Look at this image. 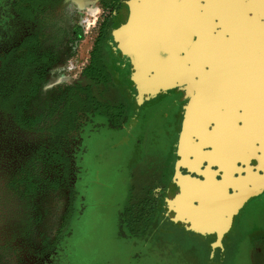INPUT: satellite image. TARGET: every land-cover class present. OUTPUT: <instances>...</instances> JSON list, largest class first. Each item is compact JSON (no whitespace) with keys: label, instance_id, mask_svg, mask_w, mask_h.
Listing matches in <instances>:
<instances>
[{"label":"rangeland","instance_id":"obj_1","mask_svg":"<svg viewBox=\"0 0 264 264\" xmlns=\"http://www.w3.org/2000/svg\"><path fill=\"white\" fill-rule=\"evenodd\" d=\"M94 1L89 6L96 9V14L82 11L79 6L82 2L78 0L79 8L76 4H73L76 8H66L68 14L62 24L55 18L48 23L46 31L52 41L59 25L67 37L73 36L75 30L81 37L75 41L76 46L74 41H69L67 52L55 63L66 61L69 68L47 73L37 95L27 103L23 118L32 121L28 128L60 118L58 113L65 102L64 91L76 83L83 85L81 72L88 65L90 52L106 21L101 51L112 81L106 86L94 87L92 93L99 101L123 106L125 120L121 128H111L104 118L96 117L94 127L86 128L83 151L78 157L76 185L71 183L70 171L62 169V181L59 182L52 180L54 172L46 169L43 180L36 177L30 182L36 187L32 186L35 191L29 186L25 188L23 182L14 187L20 196H24V190L27 193L28 188L29 192H34L32 212L38 214L35 241L47 243L60 234L67 264H245V249L250 247L258 227L264 226V195L242 207L232 233L221 246L213 239L207 241L210 247L204 246L205 235H195L171 217L169 221H162L160 215L141 236L134 237L127 229L125 221L146 208L140 205L145 191L142 192L140 179L151 187L156 184L158 171L165 157L169 153L173 155L176 143V135H165L176 128V123L173 127L169 125L175 122V110L160 111L164 118L153 132L144 125L158 113L162 103L175 96L179 98L181 95L177 94L181 91L138 94L131 61L116 37L120 10L111 13ZM10 2L0 0V10L8 9ZM182 33L184 31L177 30L173 35ZM190 43L191 38L187 35L179 47L172 49V54H183ZM5 70L1 82L6 79L8 71ZM144 132L149 135H142ZM245 143L239 151L252 157L251 146ZM62 145L65 153L71 144L65 142ZM73 200L74 208L70 210L68 203L73 205ZM65 212H69V216L72 214L71 220Z\"/></svg>","mask_w":264,"mask_h":264},{"label":"flooded vegetation","instance_id":"obj_2","mask_svg":"<svg viewBox=\"0 0 264 264\" xmlns=\"http://www.w3.org/2000/svg\"><path fill=\"white\" fill-rule=\"evenodd\" d=\"M79 1L82 2V5H79L81 10L87 11L90 9L89 4L91 5L93 0ZM125 1L118 0L115 5H113L114 0H95L94 2L100 4L103 7L102 9H108L111 13L119 9V27V18L124 12ZM255 1L257 3L264 2V0H252V6ZM86 2L87 5L85 4ZM73 4H76L77 8H79L78 0H11L8 9L0 10V84L2 83L4 70L12 67L14 59L19 57L28 59L30 55L37 54L39 59L53 60L51 66L45 68V62H41L42 66L40 68L44 76L43 82L49 71L55 73L69 68L66 61L59 62L56 65L55 63L58 57L67 52L66 44L71 40L75 43L76 40L80 39V34L75 30L73 31V36L67 37L66 33L62 31L63 27L59 25V29H56L53 33L55 34L53 36L55 40L52 41L46 30L49 28L47 26L48 23L50 24L53 18L58 19V22L62 24V19L68 14L66 8L69 6L76 8ZM56 7H60V9H56ZM248 17L251 18L252 14H249ZM105 22L101 27L93 49L97 43L101 42L102 44L103 42L102 33ZM256 24L259 25L258 28L264 31L263 19H258ZM167 42L178 43L179 40L169 39ZM71 43L69 45L72 49ZM248 55V60H252L250 63L252 67L232 70L224 76L220 74L217 79L218 84L213 87L211 92L204 95L200 101V106L202 107L200 113H203V108L208 106L216 108V111L208 124L205 125L203 123L204 120L201 121L202 130L193 135H264V51L250 52ZM127 58H129L128 54ZM255 58H258L259 61H254L253 59ZM102 59L104 67L109 73L103 55ZM89 63L90 55L88 65L82 70L80 75L83 85L76 83L68 91H64L65 102L60 106L58 113L60 118L55 117L51 120L52 122H42L40 127L28 128L31 124L27 123L23 126L15 116V104L12 100H0V264H67L64 245L61 246L60 234L55 235L53 240L47 243L35 241L38 214L32 212L34 192L30 191V193L29 190L36 188L30 183L33 179L36 177L39 180L44 179L46 169H51L54 172L51 175V179L59 180V182L62 181L61 170L70 171L71 183L76 185L79 170L78 157L83 151V137L86 128L94 127L93 120L96 117L104 118L106 125L111 128H121L123 125L125 108L121 105H109L99 101L93 95L92 90L94 87L106 86L109 83L104 85L97 84L84 77L83 71L89 66ZM53 66L54 68H52ZM32 70L27 68L23 85L31 83ZM43 82L39 84L37 91H39ZM171 90L173 92L181 91V94H177V96H181L179 98L175 96L172 100L162 103L158 113L151 121H147L144 127L153 132L159 126L161 118H164V114L161 115L160 111H163V109L175 110V122L169 125L173 127L176 123V128L165 134L176 135L173 155L169 153L167 158L165 157L158 171L159 180L152 187L145 185L140 179L142 192L145 190L144 195L140 199V205H144L146 208L143 211L140 209L130 221H125L127 229L134 234V237L140 236L141 232L145 233L151 225L152 219L157 215H166V221L172 218L170 201L177 193V190L173 191L171 183L177 159L178 139L179 135H181L187 105L190 98L194 96L195 90L192 86H183ZM163 93L165 92H157V95ZM238 97L240 98L238 99ZM97 103L124 108V113L119 122L114 124L111 118L99 110ZM237 106H243L245 109L238 112L234 109ZM223 108L224 110H222ZM243 112L246 116L241 115ZM144 133L142 135H149L146 132ZM65 142H69L71 145L68 151L64 153L62 144ZM248 144L251 146L252 157H247L246 152L244 158L249 161L256 160L259 156V153L255 151L257 146L252 140ZM229 152L231 157H234L232 156L233 154L236 156V148L233 145L229 147ZM250 167H254L252 162ZM243 168L246 167L243 166ZM180 171L182 174L187 173L186 169L183 168H180ZM256 173L264 175L263 171L254 168L252 171L243 172L242 176H247L246 180L250 184L258 183V174ZM234 175L238 177L237 173H234ZM217 178L219 179V177ZM21 182L25 184V188L27 186L30 188H28L27 193L24 190V196H20L14 191V187ZM143 183L144 185H142ZM263 195L264 188L247 195L241 201L238 210L234 212L228 232L223 235L219 242L217 241V236L213 233L190 230L188 222L182 223L176 218L172 219L195 235H205L204 246L210 247V242H207L209 239L216 240L218 246H221L232 233L235 220L242 207L248 205L254 199H262ZM74 201L73 205L68 203L70 210L74 208ZM175 207L179 208V206ZM158 209H163L164 211ZM65 214L69 216V212H65ZM71 217L72 214H70V219H68L71 220ZM165 220L162 218V221ZM258 229L257 234L252 236L250 247L245 249V261L243 262L245 264H264V245L262 243L264 241V226L258 227ZM201 236L199 237L202 240ZM257 242H261V244L255 248ZM259 246H262V248ZM255 250H259L263 258L258 259Z\"/></svg>","mask_w":264,"mask_h":264},{"label":"water","instance_id":"obj_3","mask_svg":"<svg viewBox=\"0 0 264 264\" xmlns=\"http://www.w3.org/2000/svg\"><path fill=\"white\" fill-rule=\"evenodd\" d=\"M251 2L126 0L116 32L119 44L129 55L139 93L183 86L195 90L178 139L171 183L177 193L170 201V213L178 221L188 222L193 231L215 234L218 242L228 232L241 201L264 188V175L256 173L259 181L253 184L242 176L254 168L264 173V135L193 134L202 130L201 121L206 125L215 114L216 108L209 106L200 113V101L218 84L220 74L252 67L248 53L264 51V31L255 26L258 19L264 20V2L253 6ZM177 30L184 33L173 35ZM187 35L191 38L189 47L183 54L173 55L172 49L179 47ZM169 39L179 42L168 43ZM234 109L240 112L245 107ZM241 115L246 116L244 112ZM250 140L259 153L251 161L239 151ZM232 145L236 148L234 157L229 152ZM251 162L254 167H250ZM180 168L187 173L182 174ZM180 204L181 208H174Z\"/></svg>","mask_w":264,"mask_h":264},{"label":"trees","instance_id":"obj_4","mask_svg":"<svg viewBox=\"0 0 264 264\" xmlns=\"http://www.w3.org/2000/svg\"><path fill=\"white\" fill-rule=\"evenodd\" d=\"M118 0H114L115 5ZM101 42L97 43L90 54L89 66L83 71V76L88 80L97 84H108L111 82V74L107 72L103 64ZM41 62H45L44 68L51 66L53 60L39 59L37 54L30 55L28 59L21 57L15 58L12 67L6 69V79L0 84V100L10 99L15 104V116L20 123L32 124V121L23 118L24 109L27 103L33 99L38 93L39 84L43 82L44 76L41 73ZM27 68L33 69L31 71V83L24 84L26 78ZM5 70V71H6ZM4 76V75H3ZM4 88V89H3ZM99 110L112 119L114 124H117L124 113V108L116 106H107L97 103Z\"/></svg>","mask_w":264,"mask_h":264},{"label":"crops","instance_id":"obj_5","mask_svg":"<svg viewBox=\"0 0 264 264\" xmlns=\"http://www.w3.org/2000/svg\"><path fill=\"white\" fill-rule=\"evenodd\" d=\"M91 9L94 10L95 8H91ZM95 10H96V9H95ZM90 11H91V10L88 9L86 12L89 13ZM96 12H97V11H95V13H93V14H96ZM89 14H92V13L90 12ZM178 206H179V208H181V207H182V204H180V205H178ZM161 213L163 214V212H161ZM157 216H158V215H157ZM157 216H156L155 218H157ZM164 216H165V217H164ZM164 216H161V219H162V218H163V219H166V218H167L166 215H164ZM167 216H168V215H167ZM171 217H172V216H171ZM155 218H153L152 220H154ZM172 218H174V217H172ZM190 230H191V229H190ZM141 235H143L142 232H141L140 236H141ZM262 243H263V245H264V241H262ZM259 244H261V242H257V243L255 244V248L258 247ZM259 247L262 248V246H259ZM255 254H256V257H257L258 259L263 258V255L260 254V251H259V250H255ZM261 256H262V257H261Z\"/></svg>","mask_w":264,"mask_h":264},{"label":"bare ground","instance_id":"obj_6","mask_svg":"<svg viewBox=\"0 0 264 264\" xmlns=\"http://www.w3.org/2000/svg\"><path fill=\"white\" fill-rule=\"evenodd\" d=\"M255 3H257V2L255 1L254 4H255ZM89 10H91L90 12H91L92 14L95 13V11H96L95 9L93 10V9H91V8H90ZM217 124H218V123H217ZM217 124H216V125H217ZM219 126H220V124H219Z\"/></svg>","mask_w":264,"mask_h":264}]
</instances>
